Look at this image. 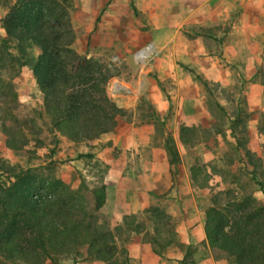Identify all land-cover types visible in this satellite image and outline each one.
Returning <instances> with one entry per match:
<instances>
[{
	"label": "rangeland",
	"instance_id": "374dc122",
	"mask_svg": "<svg viewBox=\"0 0 264 264\" xmlns=\"http://www.w3.org/2000/svg\"><path fill=\"white\" fill-rule=\"evenodd\" d=\"M12 1L0 0V38L1 18ZM146 1L73 0L64 6L73 35L69 45L110 74L104 90L119 108L115 126L125 129L135 120L140 129L124 131L117 145L111 139L74 141L53 131L31 71L37 47L26 44L27 56L20 57L13 40H0V161L29 169L63 196L70 193L79 204L77 218L92 213V223L113 234L116 264H135L127 257L132 232H141L154 251L176 247L182 264H197L208 251L181 237L187 219L202 221L213 202L246 198L248 204L255 197L264 203L255 181L264 180V17H245L242 31L235 32L231 14L224 24L187 28L176 45H158L142 8ZM115 15L120 27L110 32ZM198 36L201 42H193ZM148 41L158 52L140 68L133 53ZM128 95L135 114L116 102ZM237 139L250 156L237 149ZM120 154L129 159L122 187L131 210L114 220L90 211V190L103 183L107 159ZM76 250L72 264H109L87 244ZM211 255L228 264L222 252ZM57 262L70 264L71 255Z\"/></svg>",
	"mask_w": 264,
	"mask_h": 264
},
{
	"label": "trees",
	"instance_id": "16d2710c",
	"mask_svg": "<svg viewBox=\"0 0 264 264\" xmlns=\"http://www.w3.org/2000/svg\"><path fill=\"white\" fill-rule=\"evenodd\" d=\"M72 1L13 0L1 18L0 40H13L20 57L27 56L26 44L37 47L31 71L50 128L74 141L91 140L114 129L119 108L105 94L110 74L69 45L73 35L64 6ZM235 145L250 156L238 139ZM165 146L174 156L173 147ZM0 175L5 178L0 180V264H59V256L68 255L72 264L82 244L96 259L116 264L113 234L92 223V213L85 214L86 220L77 218L79 204L70 193L63 196L59 188L36 180L29 169L4 161ZM255 181L264 195V180ZM90 194V211H96L104 201L103 183ZM248 200L213 202L204 209L207 244L222 252L228 264H264V203Z\"/></svg>",
	"mask_w": 264,
	"mask_h": 264
},
{
	"label": "crops",
	"instance_id": "0c3cea01",
	"mask_svg": "<svg viewBox=\"0 0 264 264\" xmlns=\"http://www.w3.org/2000/svg\"><path fill=\"white\" fill-rule=\"evenodd\" d=\"M142 8L147 13L151 29L157 35L158 45H176L177 36L189 32L187 28H204L205 26L224 24L231 14L235 17L236 24L232 25L236 28L235 32L242 31L245 17L251 18L253 21L264 17V0H256V2L255 0H147ZM119 27V19L115 15L109 24L110 32L118 31ZM201 38H195L193 42L197 43L198 40L201 42ZM133 101L130 99V95L125 99L116 100L119 106H123L135 114V109L128 107ZM114 128L117 129V132L102 133L93 140L111 139L113 145L121 144L124 131L139 130L140 125L139 122L131 120L125 129L123 125ZM104 135L105 137H101ZM131 157L134 158L136 155L132 153ZM113 158H108L106 161L109 167H107V175L103 180L104 201L97 211L110 215L114 220H120L131 210L125 201L122 187V173L125 171L126 162L129 159L124 154H120L116 159ZM111 177L114 178L113 182L110 180ZM185 227L187 228L186 233L181 234L185 242L201 243L208 251V255L201 258L197 264H217V261L212 258V249L209 248L205 238L203 220L196 222L193 219H187ZM180 228H184V226L181 225ZM130 238L127 257L135 264H182L183 253L176 247L166 246L159 252L151 249L150 245L142 240L141 232H132Z\"/></svg>",
	"mask_w": 264,
	"mask_h": 264
},
{
	"label": "built area",
	"instance_id": "2783aa9c",
	"mask_svg": "<svg viewBox=\"0 0 264 264\" xmlns=\"http://www.w3.org/2000/svg\"><path fill=\"white\" fill-rule=\"evenodd\" d=\"M158 52L153 41L146 42L142 47L133 53L135 63L141 68L146 62Z\"/></svg>",
	"mask_w": 264,
	"mask_h": 264
}]
</instances>
